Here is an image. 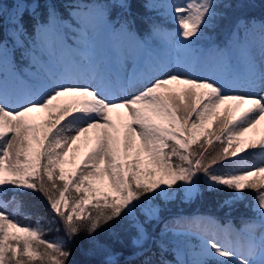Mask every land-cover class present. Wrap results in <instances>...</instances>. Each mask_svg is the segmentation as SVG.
<instances>
[{
  "label": "snow or ice",
  "instance_id": "snow-or-ice-1",
  "mask_svg": "<svg viewBox=\"0 0 264 264\" xmlns=\"http://www.w3.org/2000/svg\"><path fill=\"white\" fill-rule=\"evenodd\" d=\"M112 6L123 13L115 21L110 6L79 0L66 6L67 18L48 0L43 20L37 0H18L7 16L0 4L10 25L0 38V264H70L75 237L121 219L145 256L146 225L161 221L162 205L200 195L201 175L210 192L233 194L228 206L251 191L254 215L239 229L173 218L155 240L159 257L152 252L142 264H173L169 252L175 264H264V21L237 19L220 46L209 30L244 4L146 0L164 24L143 17V37L127 18L130 0ZM203 60L216 74L191 75ZM230 158L239 170L214 167ZM25 190L47 199L66 240H45L39 225L15 219L20 202L3 197ZM103 264L115 261L109 254Z\"/></svg>",
  "mask_w": 264,
  "mask_h": 264
},
{
  "label": "trees",
  "instance_id": "trees-1",
  "mask_svg": "<svg viewBox=\"0 0 264 264\" xmlns=\"http://www.w3.org/2000/svg\"><path fill=\"white\" fill-rule=\"evenodd\" d=\"M18 0H0V4L6 9V16L9 14L11 8ZM25 3H31L32 0H24ZM41 4L39 12L41 13V19H45V5L48 0H37ZM60 12L67 18V12L65 10L68 4L76 2V0H52ZM80 3L91 5L93 3L105 4L110 6L111 18L113 21L120 18L123 13L118 7H113L116 0H79ZM132 3V15L127 17L128 19L135 21V29L138 30L142 36L148 31V24L142 19L146 16L154 17L158 23L164 24V20L161 16L155 12H150L144 8L146 0H130ZM233 5L244 4L245 7H234L230 13L229 18L222 21L218 28L214 31L209 30L208 35L213 37L214 42L217 45L223 46L227 41L233 25L237 19L255 20L257 22L264 21V0H231ZM0 19V38L5 37L7 30L10 27L7 18ZM25 21L29 32H32L33 21L30 15L25 16ZM168 29H172L173 25L166 24ZM199 47L208 48L209 41H201ZM216 74L213 69V63L208 62L197 63L191 75L194 76H212ZM222 75L226 80H231L232 76L230 72H223ZM237 88H229L230 94H237ZM214 143H216L214 141ZM252 150H249L251 153ZM249 163H252L255 159L254 155L245 153L244 155ZM225 160L221 164H217L214 167L218 168L222 164L230 161ZM202 177V175H201ZM201 194L191 200H185L182 197L170 201L164 207L162 218L159 223L152 222L146 225L150 239L144 244L145 256L150 255L152 252L159 257V249L155 244V240L159 238L160 230L164 227V224L174 217L184 215H204L210 216L219 222L221 225H225L228 222L239 229L244 219L252 217L254 214L251 211L249 205L252 203L253 193L247 191V199L234 202L231 206L225 205L224 201L229 199L233 194L227 190L221 192H210L205 184L201 182ZM13 195H16L17 200L20 202V209L16 212V220L23 226L37 227L43 229L45 235L44 239L48 241L66 240L65 230L63 222L60 218L50 210L47 199L38 191L25 190L23 192L12 193L9 192L3 197L4 200L12 201ZM67 195V194H66ZM14 209L13 211L15 210ZM135 229L131 227L129 220L112 221L110 225H105L94 236H89L86 232H81L75 237L67 247L71 249L72 256L70 258V264H103L110 254L115 261V264H142L145 256H139L137 253L141 251L133 243V237L135 236ZM166 258L173 261L175 264V255L172 252L166 254Z\"/></svg>",
  "mask_w": 264,
  "mask_h": 264
},
{
  "label": "rangeland",
  "instance_id": "rangeland-1",
  "mask_svg": "<svg viewBox=\"0 0 264 264\" xmlns=\"http://www.w3.org/2000/svg\"><path fill=\"white\" fill-rule=\"evenodd\" d=\"M15 11V7L11 10V12L10 13H12V12H14ZM206 62H209V63H213V62H211V61H208V60H205ZM129 68H130V65H129ZM142 90V88L141 87H139V86H137V87H135V88H133V89H130L129 91H128V95L129 96H131V95H135V94H137L139 91H141ZM238 94H244V89L243 88H239L238 89ZM248 135V137H253L254 136V133H248L247 134ZM242 157H243V153H241L240 154ZM217 169H220V170H239V166H238V163L237 164H234V163H232V160L230 161V162H227V163H225V164H222L221 166H219ZM201 182H203V177H201ZM200 186H201V183H200ZM200 192H201V188H200ZM14 206H15V204H13V203H10L9 204V207H8V209H7V211L9 212V213H12V209L14 208ZM179 217H183V218H192V217H210V216H204V215H200V214H198V215H186V216H179ZM179 217H174V218H179ZM16 219V218H15ZM172 220V219H171ZM171 220H169V221H171ZM168 221V222H169ZM23 226V225H22ZM192 243H196V241L195 240H193L192 241Z\"/></svg>",
  "mask_w": 264,
  "mask_h": 264
}]
</instances>
